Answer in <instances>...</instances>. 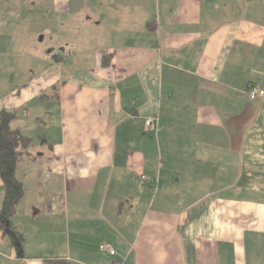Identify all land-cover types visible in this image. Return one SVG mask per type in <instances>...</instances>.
I'll list each match as a JSON object with an SVG mask.
<instances>
[{
  "label": "crops",
  "instance_id": "1",
  "mask_svg": "<svg viewBox=\"0 0 264 264\" xmlns=\"http://www.w3.org/2000/svg\"><path fill=\"white\" fill-rule=\"evenodd\" d=\"M249 85L264 0H0V110L33 140L0 264H264Z\"/></svg>",
  "mask_w": 264,
  "mask_h": 264
},
{
  "label": "trees",
  "instance_id": "2",
  "mask_svg": "<svg viewBox=\"0 0 264 264\" xmlns=\"http://www.w3.org/2000/svg\"><path fill=\"white\" fill-rule=\"evenodd\" d=\"M17 118L16 110H0V178L4 185V198L0 208V232L10 238L18 258H24V235L17 229L14 219L18 215L25 189L16 171L23 161L32 158L33 140L12 129L11 123Z\"/></svg>",
  "mask_w": 264,
  "mask_h": 264
},
{
  "label": "built area",
  "instance_id": "3",
  "mask_svg": "<svg viewBox=\"0 0 264 264\" xmlns=\"http://www.w3.org/2000/svg\"><path fill=\"white\" fill-rule=\"evenodd\" d=\"M247 95L252 101L256 100H262L264 99V91L261 90L259 87L254 86V85H249V87L246 90ZM147 129H155L157 126V123L154 119H149L145 123ZM143 179H146V177H142ZM100 250L102 252H106L111 256L116 255V250L109 244H104L100 246Z\"/></svg>",
  "mask_w": 264,
  "mask_h": 264
},
{
  "label": "rangeland",
  "instance_id": "4",
  "mask_svg": "<svg viewBox=\"0 0 264 264\" xmlns=\"http://www.w3.org/2000/svg\"><path fill=\"white\" fill-rule=\"evenodd\" d=\"M92 6H94V4H91ZM146 179H147V177H146ZM148 180V179H147Z\"/></svg>",
  "mask_w": 264,
  "mask_h": 264
}]
</instances>
